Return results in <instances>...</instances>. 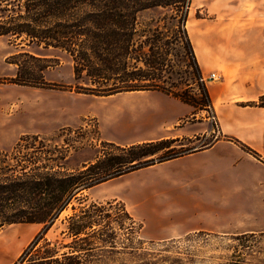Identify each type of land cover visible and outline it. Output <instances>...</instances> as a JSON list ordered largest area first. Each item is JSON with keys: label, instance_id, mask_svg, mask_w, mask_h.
<instances>
[{"label": "crops", "instance_id": "crops-1", "mask_svg": "<svg viewBox=\"0 0 264 264\" xmlns=\"http://www.w3.org/2000/svg\"><path fill=\"white\" fill-rule=\"evenodd\" d=\"M258 6L254 15L242 14L246 22L232 25L213 15L197 20L193 37L187 30L201 77H217L204 83L216 124L207 110L158 91L99 98L123 102L78 112L70 92L18 86L0 90V146L77 126L86 114L96 119L100 141L121 146L212 138L189 154L108 180L87 194L120 202L149 241L197 232H264V108L255 106L264 95V0ZM16 103L17 110L3 111Z\"/></svg>", "mask_w": 264, "mask_h": 264}, {"label": "trees", "instance_id": "trees-1", "mask_svg": "<svg viewBox=\"0 0 264 264\" xmlns=\"http://www.w3.org/2000/svg\"><path fill=\"white\" fill-rule=\"evenodd\" d=\"M188 5L189 0H0V37L68 57L77 83L66 91L95 98L158 91L196 111L208 110L210 98L200 81L201 72L186 29ZM152 10L167 13L141 21L142 14ZM163 33L172 35L174 45L181 44L183 53H175L176 61L164 58L172 42L163 43L167 48L163 53ZM25 56L45 64L40 80L22 73L13 57L9 64L16 65L17 70L11 82L45 87L42 74L52 67L51 59L27 53ZM255 106L264 108V95ZM39 138L23 135L10 150L0 151V230L10 225L41 227L14 264H79L76 253L83 247H72L73 251L62 257L48 243L37 248L34 255L30 251L78 194L124 174L191 153L183 151L181 144L175 149V141L166 139L128 146L102 142L108 153L101 152L80 169L68 170L65 163L69 150L64 155H56V150L46 152L43 163L37 153L23 154V144ZM72 221L67 226L69 234L91 246L86 232L97 225ZM80 235L85 237L79 238Z\"/></svg>", "mask_w": 264, "mask_h": 264}, {"label": "rangeland", "instance_id": "rangeland-1", "mask_svg": "<svg viewBox=\"0 0 264 264\" xmlns=\"http://www.w3.org/2000/svg\"><path fill=\"white\" fill-rule=\"evenodd\" d=\"M258 1L261 2V0H189L186 28L193 37L195 33L193 28L197 20L211 18L213 15L225 17V20L232 25H236V20L246 22L250 19L241 18L242 14L254 15L252 13L254 9L261 7L258 6ZM163 13L167 12L164 10L144 12L141 21L147 22ZM172 40L170 33H163L160 41L161 51L165 53L167 49L163 43L172 42L168 46L169 54L164 58L176 61L175 53L180 55L183 52L181 44L174 45ZM26 53L35 58L51 59L49 65L52 67L42 74L45 87L23 86L11 82L17 70L16 65L9 64L13 57H16L15 61L20 64L22 73L31 75L34 80H40V70L45 64L26 57ZM55 60L56 66H54ZM76 83L73 79L71 62L65 55L56 51H43L34 46L18 45V42L14 43L7 37H0V90L11 91V88L22 86L68 93L66 89H74ZM47 86L56 88L49 89ZM70 93L77 98L71 99L70 104L75 105L78 112L85 109L100 111L106 107L119 106L123 102L120 98L106 101ZM18 108L19 105L16 103L4 108L3 111L11 113ZM207 112L208 116L212 113L210 108ZM39 137L36 141L29 140L23 144L25 147L22 150L23 154L37 153L39 161L43 163L46 152L53 153L56 150V155H64L69 150L65 163L68 170L80 169L81 163L92 162L101 152H109L108 148H102L96 119L90 114L81 118L77 126L62 128L53 134ZM211 140L212 138L192 143L179 142L174 143L173 146L179 149L181 144L183 151L192 152ZM11 142L6 147L0 146V151L10 150L16 138ZM87 193L86 191L78 194L70 202L49 226L43 239L30 251L32 255L37 248L48 243L50 248L58 250V257L71 253L72 247H83V251L76 253L80 257L79 264H264V232L246 234L197 232L164 241H149L142 236L140 223L126 212L120 202L94 201ZM69 220L78 223L94 222L97 225L87 229L86 232L91 246H86L69 234L67 230ZM40 231L41 227L37 225H10L0 230V250L3 253L0 255V264L18 262L22 253ZM83 237L85 235L79 236V238ZM24 261L26 262L27 258Z\"/></svg>", "mask_w": 264, "mask_h": 264}, {"label": "built area", "instance_id": "built-area-1", "mask_svg": "<svg viewBox=\"0 0 264 264\" xmlns=\"http://www.w3.org/2000/svg\"><path fill=\"white\" fill-rule=\"evenodd\" d=\"M215 79H217V77L214 74H211L207 79L201 77L200 81L205 83L208 80H215ZM209 119L213 122V124H216V119L212 113L210 114Z\"/></svg>", "mask_w": 264, "mask_h": 264}]
</instances>
